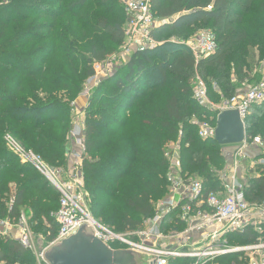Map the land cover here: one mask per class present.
Instances as JSON below:
<instances>
[{
    "label": "trees",
    "instance_id": "1",
    "mask_svg": "<svg viewBox=\"0 0 264 264\" xmlns=\"http://www.w3.org/2000/svg\"><path fill=\"white\" fill-rule=\"evenodd\" d=\"M120 1L0 0V219L19 224L22 212L31 210L38 231L46 216L50 231L43 245L55 238L60 194L11 152L5 138L53 170L69 167L71 104L97 75L94 64L124 44L126 13L112 15ZM151 7L158 22L151 37L161 46L134 52L113 89L107 88L111 80L96 89L84 121L82 173L91 214L118 234L143 229L155 214L154 200L166 196L171 143L179 148L182 177L201 179L206 194L220 188L223 147L200 138L194 120L205 117L215 125L218 115L194 100V72L210 75L204 79L209 96L225 100L251 80L245 72L251 53L264 60V0H151ZM200 30L214 34L218 49L197 62L186 42ZM156 53L161 58L152 64ZM263 111L264 103L254 105L245 119L247 141L260 136L264 142ZM248 188V202H263L264 174L251 178ZM53 191L55 210L47 204ZM245 236V244L256 239ZM0 264L37 263L31 251L0 232Z\"/></svg>",
    "mask_w": 264,
    "mask_h": 264
},
{
    "label": "built area",
    "instance_id": "2",
    "mask_svg": "<svg viewBox=\"0 0 264 264\" xmlns=\"http://www.w3.org/2000/svg\"><path fill=\"white\" fill-rule=\"evenodd\" d=\"M123 7L127 17L125 29L131 38V44L135 46L143 43V49L154 45L151 33L157 25V19L152 11L151 0H123ZM199 36L188 47L197 62L218 49L215 36L209 30H205ZM94 66L98 74L103 63H96ZM193 98L200 106L217 113L218 116L225 111H237L245 123L251 108L264 103V79L253 86L246 82L236 96L222 101L219 105L210 101L206 84L197 79L194 83ZM216 129L217 123L214 125L211 122H204L199 126L198 135L205 140L214 139ZM81 134L80 126L75 124L71 142L75 140L81 151H71L74 161L72 167L68 169L67 180L60 179L56 171L51 170L32 152L26 151L13 138L10 136L5 138L11 152L22 163L31 164L60 194V206L54 214L57 232L53 242L43 246L39 245L41 239L35 242L24 216L18 225V241L34 254L37 264H47L44 252L51 245L77 233L84 225H90L96 237L112 249L141 252L151 258V264H170L171 260L186 259L190 264H217L219 259L228 256L235 257L232 264H264V201L261 203L247 201L245 187L239 181L238 174L239 161L247 157L245 152L247 140L239 145L240 148L235 153L232 172L220 176L221 183L217 191L206 194L201 179L191 178L184 183L180 170L175 171L169 178L170 193L155 210L154 216L148 219L150 225L133 233L118 234L95 219L84 205L82 191L84 138H73ZM254 142L264 145L260 138ZM168 216L172 225L179 222L184 225V229L174 231L169 236L162 235L157 225L164 224ZM152 226L154 228H151ZM248 233L256 236L253 242L246 246L228 245L229 237L244 238ZM154 240L157 241L155 245L151 243Z\"/></svg>",
    "mask_w": 264,
    "mask_h": 264
},
{
    "label": "rangeland",
    "instance_id": "3",
    "mask_svg": "<svg viewBox=\"0 0 264 264\" xmlns=\"http://www.w3.org/2000/svg\"><path fill=\"white\" fill-rule=\"evenodd\" d=\"M124 12L125 11H124V7H123V1L121 0L119 2L118 7H113V12H112L113 14L112 15L116 16V14H119V13H123V15H124ZM125 28H126V22H124V29ZM202 32H205V30H200L199 32H197V34L195 36H193V43L200 37L199 34H201ZM165 40H168V37L167 38L165 37L162 39L163 42ZM127 46H128V48H127ZM158 46H161V45H159V43H157V44L155 43L154 45H151L150 47H148L146 50H148V49L154 50ZM139 50H143V43L135 44V46L132 45L131 44V38L127 35L126 29H125V41H124L123 46H121L117 51H115V53H113V55H111L105 62H103V66L100 67V73H98L97 75H95L92 78L87 79L85 84H84V89H83V93L81 94V96L84 97L86 100L88 99L87 100L88 105L90 103V98H92L96 89L102 87L106 80L112 81V84H108L107 88L113 89L115 86L114 85L115 81L120 76L119 74H122L121 78H124V75L127 72L126 66L129 62L131 56L133 55L134 52H137ZM152 56L154 57L152 60V64H154L156 59L161 58V53H156V55L154 54ZM250 58H251V60L248 61V63H247V64H249V67L245 68V72L251 78L250 81H247L248 84L250 86H253V85L257 84L258 82H260L262 79H264V60H262L258 56L257 51H255V52L253 51V53H251ZM233 68H234V66L232 65L231 69H233ZM231 73H232V77L234 78V74H233L234 71L232 70ZM203 76H204L203 72H197V71L194 72V80L196 81L198 79V80H201L204 84H206L204 79L211 78V76L210 75H209V77H203ZM234 96H236V95H234ZM209 99L213 104H217V105L221 104L222 101H224L223 99L218 98V97L214 98V97L209 96ZM225 100H228V99H225ZM88 105L86 107H84L83 110H81L78 108L76 103L71 104V109H72L71 116L74 120V123L75 122L79 123V126H80L81 131H82V134L80 136L76 135V136H73V138H84L85 125H84L83 121H85V118L87 115ZM194 120H196V122H197V124H199V126L204 122L205 123L211 122V120L205 119V117L202 119L195 118ZM71 138H72V135H71ZM257 138L262 139V137L256 136V138L253 137L252 140L247 141L246 149H245L247 157H244L241 161H239V164H240L239 170L242 171V174L239 178V181L245 187V194H246L247 190L249 189L248 188L249 180L251 178H255V177H258V176L264 174V170H261L262 167L264 166V145L261 146V145L256 144L254 141ZM73 144L75 145L76 148H78V150H81L79 147H77L75 140H74ZM236 146H239V145H236ZM236 146L223 147L222 152H223L225 161L221 167L220 166L218 167V169L216 171L218 173L219 178L222 174L225 175L231 171V168L235 163L236 151H234V150H236V148H238ZM166 158L169 161L168 177L170 178L171 176H173V173L175 171H178L179 169H181V155L179 153V148H178V145L176 143H171L170 145H168V148L166 151ZM73 161H74V159H73ZM68 169H69V167L66 170H64V169H56V170L51 169V170L56 171L59 174L58 177L60 179L67 180V179H69V175L67 174ZM176 176H177V174H176ZM186 176H188V174H185V176L183 177L184 183L187 180H190L192 178V177L188 178ZM169 184H170V181H169ZM82 191H83V199H84L85 207L92 214H94L92 211V208H91V206H92L91 205V203H92L91 202V196L86 189V184L84 181V175H83ZM169 193H170V185L168 186L167 193H166V196L164 198H161L159 200L158 199L154 200V202H153L154 210L158 209V207L161 206L162 201L168 197ZM51 194L52 195H50V196H52L53 198L51 199V203H47V204H49V206L52 208V210H55V208L58 207V204H57L58 199H57V195L54 191ZM32 214H33V211H31V210L22 212V216H24L25 220L27 221V227L31 233V236H32L33 240L36 242V240H38V239H44L45 237H47L48 232L50 231V224H49L48 218L46 216H43L41 219V226L37 231L36 228H34L35 227L34 224L31 223V221H30V219H31L30 217L32 216ZM97 219H99L101 222L106 224L102 219H100V218H97ZM8 224H10L8 221H3L0 219V230H5L4 229L5 226L8 227V229H6L7 233H9L12 230L18 229V225H19L18 223L14 224V225L10 224L9 226H8ZM149 225H150V223H148V220H146L144 222V227L147 228ZM157 227H159V231L164 236H169L174 231H179V230H175V226L172 225V223H170V220H167V222L165 224L157 225ZM151 228H154V227L152 226ZM112 229L116 230L115 228H112ZM137 239H139V238H137ZM139 241L141 243L140 239H139ZM227 242H228V245L232 246V247L246 246V244H245L246 240H244L243 238H239V236H231L228 238ZM151 243L155 245V244H157V241L154 240ZM234 259H235L234 256H228V257H225L223 259H219L217 261V264H232ZM171 261H175V260H171ZM188 261L186 259L185 262H187V263H185V264H190V263H188ZM180 264H182V263H180Z\"/></svg>",
    "mask_w": 264,
    "mask_h": 264
},
{
    "label": "water",
    "instance_id": "4",
    "mask_svg": "<svg viewBox=\"0 0 264 264\" xmlns=\"http://www.w3.org/2000/svg\"><path fill=\"white\" fill-rule=\"evenodd\" d=\"M214 139L222 147L245 142V123L237 111H225L218 116ZM44 259L47 264H151V258L141 252L112 249L96 237L90 225L82 226L68 239L51 245L44 252Z\"/></svg>",
    "mask_w": 264,
    "mask_h": 264
},
{
    "label": "crops",
    "instance_id": "5",
    "mask_svg": "<svg viewBox=\"0 0 264 264\" xmlns=\"http://www.w3.org/2000/svg\"><path fill=\"white\" fill-rule=\"evenodd\" d=\"M157 24H158V22H157ZM193 43V37L190 39V40H188L187 42H186V46L187 47H189V45L190 44H192ZM88 100V99H87ZM84 97H79V99L77 100V102H76V104H77V106H78V108L79 109H81V110H83V108L84 107H86L87 105H88V101H87ZM84 122V121H83ZM76 123V122H75ZM78 126H79V123H76ZM78 147V146H77ZM236 147H238V148H236V150H234V151H237L239 148H240V146H236ZM70 150L71 151H74V152H80L81 150H78V148H76L75 147V145L71 142V144H70ZM72 165H73V159H72V157H71V159H70V164H69V168L70 167H72ZM238 174L241 176V174H242V171L241 170H239L238 171ZM10 224H8V226H9ZM4 229L5 230H0V232L3 234V235H6V234H10L11 235V238H13L14 240H17L18 241V236H19V228L17 229V230H12V231H10L9 233H7L6 231V229H8V227H4ZM5 231V232H4Z\"/></svg>",
    "mask_w": 264,
    "mask_h": 264
}]
</instances>
